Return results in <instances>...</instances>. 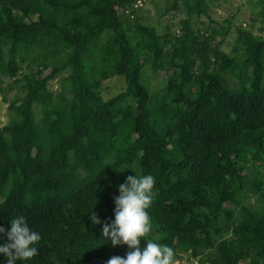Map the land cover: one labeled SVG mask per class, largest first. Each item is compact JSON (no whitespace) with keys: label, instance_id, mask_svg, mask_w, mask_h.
<instances>
[{"label":"trees","instance_id":"16d2710c","mask_svg":"<svg viewBox=\"0 0 264 264\" xmlns=\"http://www.w3.org/2000/svg\"><path fill=\"white\" fill-rule=\"evenodd\" d=\"M135 2L0 0V93L11 113L0 126V246L22 215L42 238L38 255L16 264L125 257L103 224L115 219L119 185L150 174L142 248L159 237L175 261L264 264V209L242 204L248 191L264 206V39L239 29L227 53L216 31L191 24L210 18V0H170L167 11L187 15L177 34L144 25ZM112 78L123 86L104 98Z\"/></svg>","mask_w":264,"mask_h":264},{"label":"clouds","instance_id":"9594fccd","mask_svg":"<svg viewBox=\"0 0 264 264\" xmlns=\"http://www.w3.org/2000/svg\"><path fill=\"white\" fill-rule=\"evenodd\" d=\"M154 185L155 178L150 174L128 176L126 182L119 185V195L114 198L115 219L111 224H103L102 237L110 240L113 247L127 245L129 251L125 257H111L107 264H176L174 249L156 242L159 237L147 239V246L141 247V241L152 232L148 209L152 204ZM90 221L94 226L101 223L96 211ZM4 233L5 229L0 227V235ZM7 236L10 242L0 246L6 264L30 261L38 255L35 245L42 237L29 227L24 216L11 219Z\"/></svg>","mask_w":264,"mask_h":264},{"label":"rangeland","instance_id":"374dc122","mask_svg":"<svg viewBox=\"0 0 264 264\" xmlns=\"http://www.w3.org/2000/svg\"><path fill=\"white\" fill-rule=\"evenodd\" d=\"M170 0H143L142 8L137 11L138 16L141 17V22L144 25L155 28L158 33H163L168 27L171 33H178L179 21L186 19L187 15L179 8V10L167 11L166 6ZM181 7V5H180ZM209 17L191 16V24L194 29L204 31L209 27L216 31L215 42H221V49L224 52L230 53L236 44L238 30L242 29L248 31L256 37L264 39V0H210L209 3ZM36 20V17L33 18ZM221 29L227 30L226 34H220ZM219 33V34H218ZM49 70L44 72L47 75ZM150 72L147 71V75ZM165 78V73L160 72L154 78H150L151 88L156 89L161 85V81ZM227 80L232 86H236L234 78L227 77ZM123 86L121 78H112L105 81L102 86V95L104 98L116 94ZM57 89L56 82L51 83V88ZM13 92H9L7 97L11 99ZM11 117L8 109V103L2 101L0 93V126L6 125ZM262 170V169H261ZM263 178H264V170ZM242 204L249 206L253 210L264 209L258 196L245 193ZM231 237L230 231L223 234L224 239ZM182 260L176 261V264H200L198 259H190L187 255L181 254ZM241 264H248L247 260H242Z\"/></svg>","mask_w":264,"mask_h":264},{"label":"built area","instance_id":"2783aa9c","mask_svg":"<svg viewBox=\"0 0 264 264\" xmlns=\"http://www.w3.org/2000/svg\"><path fill=\"white\" fill-rule=\"evenodd\" d=\"M143 1L142 0H136L134 4V8H140L142 7ZM126 13H129V11H126Z\"/></svg>","mask_w":264,"mask_h":264}]
</instances>
